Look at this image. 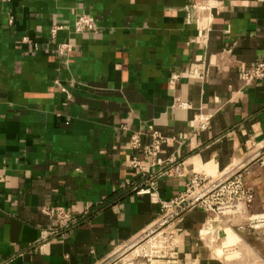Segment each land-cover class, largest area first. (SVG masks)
<instances>
[{
	"label": "crops",
	"instance_id": "0c3cea01",
	"mask_svg": "<svg viewBox=\"0 0 264 264\" xmlns=\"http://www.w3.org/2000/svg\"><path fill=\"white\" fill-rule=\"evenodd\" d=\"M198 5L0 0V264H118L194 174L211 181L245 166L249 212L264 214V160L253 157L264 78L242 79L264 61V0ZM82 13L98 33H74ZM55 24L65 29L53 37ZM66 41L73 50L60 55ZM150 127L164 137L161 163L130 145L134 132L147 143ZM209 216L199 204L174 220L171 255L183 262L172 264H224L203 243Z\"/></svg>",
	"mask_w": 264,
	"mask_h": 264
},
{
	"label": "rangeland",
	"instance_id": "374dc122",
	"mask_svg": "<svg viewBox=\"0 0 264 264\" xmlns=\"http://www.w3.org/2000/svg\"><path fill=\"white\" fill-rule=\"evenodd\" d=\"M253 157L264 160V149ZM245 173V166L238 167L236 172L219 179L194 184L187 193L188 200L200 197L197 204L208 208L210 219L202 232L203 243L224 264H264V214L255 216L249 212L254 196L250 198L253 192L244 179ZM173 222L171 217H163L137 240L123 246L115 263L172 264L174 259L183 262L179 256L171 255L177 251L178 241Z\"/></svg>",
	"mask_w": 264,
	"mask_h": 264
},
{
	"label": "built area",
	"instance_id": "2783aa9c",
	"mask_svg": "<svg viewBox=\"0 0 264 264\" xmlns=\"http://www.w3.org/2000/svg\"><path fill=\"white\" fill-rule=\"evenodd\" d=\"M201 0H192L194 6H199ZM73 31L75 34H85V33H98V26L93 21L92 17L89 14H78L73 23ZM65 26L62 24H55L51 27V35L55 37L57 33L61 30H64ZM73 50V44L71 42H62L57 45V52L60 55H69ZM264 78V61L259 62L254 66H250L246 68L242 72V79L246 83H250L254 80H261ZM63 91H67L66 88H62ZM207 123H203L202 127L205 128ZM150 140L147 143H143L142 134L140 132H134L130 138V145L133 149H141L143 154L147 158H151L154 163H161V159L159 158L160 148L164 143V137H162L156 130L150 127ZM264 149V146H263ZM131 165L146 174L148 172L147 166H145L141 160L138 159L137 156H134L131 160ZM208 181L204 176L200 174H194L192 177L187 191L184 194L179 195L170 201H161V207L164 211V217H171V219L175 220L179 218L186 210L195 207L197 201L200 197H193L190 200L187 198V193L194 186V184H201ZM244 191V190H243ZM190 197V196H189ZM253 197V194L250 193V198ZM205 202V201H204ZM204 205V204H203ZM205 206V205H204ZM208 210V208H206ZM43 211L50 216H54L57 214L64 226H69L71 221H73L71 214L65 210L63 207H53V206H45ZM172 240L173 235L171 236ZM173 243V242H172ZM174 249V246H173Z\"/></svg>",
	"mask_w": 264,
	"mask_h": 264
},
{
	"label": "bare ground",
	"instance_id": "6f19581e",
	"mask_svg": "<svg viewBox=\"0 0 264 264\" xmlns=\"http://www.w3.org/2000/svg\"><path fill=\"white\" fill-rule=\"evenodd\" d=\"M165 239V238H164ZM137 250V249H136ZM128 260V259H127ZM129 261V260H128Z\"/></svg>",
	"mask_w": 264,
	"mask_h": 264
}]
</instances>
